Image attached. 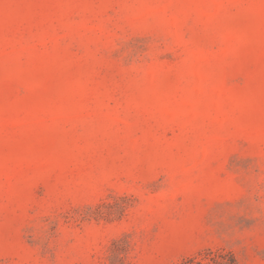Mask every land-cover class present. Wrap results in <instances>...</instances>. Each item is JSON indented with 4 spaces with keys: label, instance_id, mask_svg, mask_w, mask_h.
Here are the masks:
<instances>
[{
    "label": "rangeland",
    "instance_id": "1",
    "mask_svg": "<svg viewBox=\"0 0 264 264\" xmlns=\"http://www.w3.org/2000/svg\"><path fill=\"white\" fill-rule=\"evenodd\" d=\"M264 264V0H0V264Z\"/></svg>",
    "mask_w": 264,
    "mask_h": 264
},
{
    "label": "trees",
    "instance_id": "2",
    "mask_svg": "<svg viewBox=\"0 0 264 264\" xmlns=\"http://www.w3.org/2000/svg\"><path fill=\"white\" fill-rule=\"evenodd\" d=\"M173 264H239L233 252L218 248L205 249L196 255L182 258Z\"/></svg>",
    "mask_w": 264,
    "mask_h": 264
}]
</instances>
